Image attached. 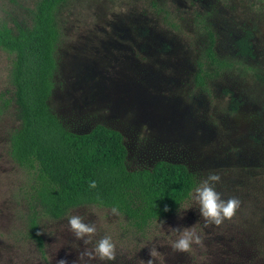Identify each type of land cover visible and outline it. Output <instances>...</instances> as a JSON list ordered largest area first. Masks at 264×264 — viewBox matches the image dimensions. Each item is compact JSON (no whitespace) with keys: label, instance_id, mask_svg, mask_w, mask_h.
Listing matches in <instances>:
<instances>
[{"label":"rangeland","instance_id":"1","mask_svg":"<svg viewBox=\"0 0 264 264\" xmlns=\"http://www.w3.org/2000/svg\"><path fill=\"white\" fill-rule=\"evenodd\" d=\"M35 1L0 0V24L26 22ZM195 13L215 32L218 55L250 69L225 70L204 89L194 85L205 41ZM56 19L49 106L63 125L75 132L95 124L119 131L128 169L164 159L185 165L196 183L215 172L216 190L240 206L220 225L204 227L198 205L187 198L180 207H191L182 215L178 207L141 230L95 204L72 207L60 218L39 212L44 261L26 235L32 176L8 153L18 116L10 98L11 56L0 49V264H142L153 247L154 264H264V0H65ZM71 214L95 224L93 240L111 236L113 261L77 259L92 243L74 237ZM191 225L201 243L174 251L172 228Z\"/></svg>","mask_w":264,"mask_h":264},{"label":"trees","instance_id":"2","mask_svg":"<svg viewBox=\"0 0 264 264\" xmlns=\"http://www.w3.org/2000/svg\"><path fill=\"white\" fill-rule=\"evenodd\" d=\"M64 1L36 0L26 22L0 24V49L11 56L10 98L18 116L8 137V153L32 176L26 194V235L44 261L39 212L60 218L82 204L115 206L130 226L141 230L172 215L196 184L185 165L164 159L128 169L119 131L95 124L86 132H75L50 109L60 38L56 11ZM194 21L205 38L195 60V86L206 88L225 70L250 69L238 59L219 56L215 32L204 16L195 13ZM91 180L95 188H89Z\"/></svg>","mask_w":264,"mask_h":264},{"label":"clouds","instance_id":"3","mask_svg":"<svg viewBox=\"0 0 264 264\" xmlns=\"http://www.w3.org/2000/svg\"><path fill=\"white\" fill-rule=\"evenodd\" d=\"M219 180V174L210 171L198 183L194 184L187 193L188 198L198 205L200 220H203L204 227H207L209 224L220 225L225 219L233 217L240 206V201L236 197L222 198L221 193L215 187ZM88 186L89 188H95L96 181L91 180ZM190 207L181 208L179 206L178 213L182 215L181 210H187ZM111 211L114 214H118L115 206L112 207ZM165 211H167V206H165ZM67 222L69 229L77 240H83L84 244L92 243L90 249L85 248L83 252H78V260H83L84 257H87L88 260L96 258L101 262L113 261L115 259L116 245L111 236L105 234L99 239L93 240L97 231L95 224L86 223L80 215H68ZM193 225L172 228V231L175 233V239L171 240L170 247L174 251L185 252L193 244L201 243L202 235L193 230ZM149 257L147 261L141 260L142 264H154V259L156 261L158 257V250L155 247L149 249ZM56 264H67V262L64 259H59L56 261ZM72 264H76V261H73ZM84 264H87V261Z\"/></svg>","mask_w":264,"mask_h":264}]
</instances>
